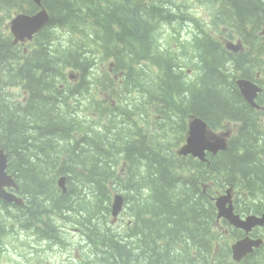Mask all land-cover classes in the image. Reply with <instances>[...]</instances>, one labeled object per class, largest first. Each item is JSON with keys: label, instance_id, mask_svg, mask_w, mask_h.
Segmentation results:
<instances>
[{"label": "trees", "instance_id": "obj_1", "mask_svg": "<svg viewBox=\"0 0 264 264\" xmlns=\"http://www.w3.org/2000/svg\"><path fill=\"white\" fill-rule=\"evenodd\" d=\"M133 1L118 0L127 6ZM138 1L143 7L140 12L126 6L117 11L114 0H42L51 18L37 35L36 47L27 50L14 45L3 27L12 12L32 14L39 7L32 0H0V39L7 43L0 47V149L8 154L9 171L30 204L27 210L15 206L7 209L16 210L15 215L21 219L17 221L24 223L20 229L26 226L38 232L45 226L40 240L48 236L61 242L53 216L66 218L67 223L78 219L91 252H104L99 264L103 259L105 264H231L229 240L240 232L227 221L218 220L217 193L233 188L237 214L264 213V91L258 99L263 110H256L244 101L236 86L240 78H264V43L258 45L255 40L264 28V0H198L210 8L207 17L183 16L191 0ZM93 4L101 7V14L88 11ZM76 20L82 31L67 30L70 35L85 40L101 34L97 46L115 63L114 72L129 71L137 80L133 82L139 89L132 91H155L152 100L158 121L154 127L159 128L155 133L134 125L127 131V145L116 146L103 133L88 130L83 142L86 149L76 143L77 131L84 123L70 115L66 106L52 102L49 95L56 88L54 78L65 53L72 56L69 66L80 69L85 79L94 68L86 58L93 60L95 51L86 50L84 45H77L73 51L55 49L43 34L51 27L57 36L53 26L74 25ZM176 20L192 22L197 30L186 50L189 56L184 58L169 49L167 39L162 37L160 43L159 35L154 36L160 23ZM107 32H113L116 45L105 43ZM150 34L154 51L149 44ZM238 41L249 53L228 50V43ZM16 57L10 68L9 59ZM178 59L188 72L176 65ZM147 63L156 64L157 72L141 85L135 67L143 70ZM190 71L196 72L195 78H189ZM144 72L149 74V69ZM11 89L18 91L14 94ZM89 93L95 97L108 94L111 103L116 100L113 87L104 83L93 85ZM23 98L26 102L21 101ZM98 107L110 112L107 124L124 122L114 114L117 107ZM167 110L174 118L170 125L163 115ZM192 116L206 121L216 133L228 131L231 125L236 127L226 151L209 155V163L177 155ZM105 141H110L108 152ZM136 161L149 168L140 170ZM71 169L78 172L83 188L73 183ZM60 177H66L65 194L57 186ZM118 180L125 186L126 219L121 230L110 223L113 194L119 193L113 185ZM34 224L40 226L35 228ZM11 230L8 225L0 226V246ZM179 242L182 244L178 246ZM193 245L198 247L194 251ZM241 264H264V245Z\"/></svg>", "mask_w": 264, "mask_h": 264}, {"label": "rangeland", "instance_id": "obj_2", "mask_svg": "<svg viewBox=\"0 0 264 264\" xmlns=\"http://www.w3.org/2000/svg\"><path fill=\"white\" fill-rule=\"evenodd\" d=\"M101 2L103 1H108V0H100ZM115 1V5H116V10L118 11L120 8L126 6L129 8L134 7L135 9H137L138 12L143 10L142 5L139 3L138 0H134L131 3V6H127V5H123L120 4L118 2V0H114ZM174 2H180V1H184V0H172ZM42 3V2H41ZM205 2L201 3L198 0H191L189 1V4L187 6V15H183V16H189V17H197V16H201V17H207L210 16V8L204 6ZM83 5H86V2L84 1ZM31 6V5H29ZM92 10H88L91 14L94 15V13H92L91 11H97L98 14H101V7L97 4H93V6L91 7ZM100 9V11H99ZM30 9H28L29 11ZM17 12V11H16ZM15 12V13H16ZM15 13L12 12L11 16L14 17ZM5 15V13L3 14ZM182 20H176V22L174 23H160L159 27H158V32L155 33L154 36L159 35V38L162 39L165 38L168 40L169 44H170V48L173 51H179L182 47H184L186 50L188 47H190V38L193 35V33L196 32V29L193 25L192 22H182ZM154 24V23H153ZM80 26H82L80 24V21L76 20V23L74 25H69V26H64V27H56L53 26L52 28L57 31L60 32L59 36H56L49 28L45 29L43 31L44 36H48L50 40H52V42H58V46L61 49H67L68 51H73L75 49V47L80 44V40H76V39H72V37H67L65 36V34L67 33V31L64 30H69L73 33H77L82 31V29L80 28ZM148 26V25H147ZM9 27V24L6 25V29L5 31H3L4 33H7V29ZM66 28V29H65ZM156 28V27H155ZM154 28V29H155ZM9 31V30H8ZM81 34V33H80ZM150 38H151V43H149L151 45V49L154 51L155 49V42L154 39H152V36L150 34ZM0 42L2 44L7 45L6 42H3L2 39H0ZM33 42L32 40H30L28 43ZM105 43L107 45H116L117 43H115V39H114V35L113 32H107V39L105 40ZM110 43V44H108ZM163 43V42H162ZM58 46L56 44H54L53 48L58 49ZM185 51H181L179 52V56L181 58H183L184 56L187 55ZM16 50L14 49L15 53ZM66 58H62L61 57V61H62V67H60L58 76H56L54 78V85L56 84V91L55 94L59 95L61 100H63L66 103V108L67 110L71 111L70 115H72L75 119H77L79 116L77 114V112L72 108V106L74 105H80L83 108V112L80 114L82 118H86L88 121L89 119L92 121V125L95 128H98L100 124L107 123V117H100L99 113L96 110H100V108L98 107V105H103L104 107H108L109 104L111 103L110 98L108 97V94H103L100 95V97H95V95H90L89 93V89L93 86V83H88L84 86H82L80 88V92L82 94V96H77L76 92L71 93L74 89H79V83H80V73L77 71H73L72 69L68 68V66L70 65L68 63V60L72 57L70 53H65ZM15 59V58H14ZM9 59L8 65H10V68H12L13 63L17 60L16 59ZM86 62L91 66V67H95L96 66V62L93 61L90 58H86ZM176 65L180 66V69L183 70V66L181 64V60H177ZM152 66V67H151ZM151 68H154L156 70V65L154 63L151 64ZM101 75L106 76L107 78L111 79L113 81L114 87L117 86H123V83L118 80V77H114V75L109 72L107 66L105 65L102 68H99ZM13 70V69H12ZM20 71V68L18 69V72ZM151 75L147 74V78L150 79ZM59 78V79H58ZM58 79V80H57ZM133 80L135 82H137L136 79L133 78ZM152 80V79H151ZM154 80H152V84H154ZM64 91V93H61L60 91ZM17 89H11L10 92L16 94L17 93ZM118 91H122L120 92L122 97H123V102L125 103V110H134L135 111V115L140 116L138 117V123L143 124L145 128V130H148L149 128L153 130L152 133H155L159 128L156 129V127H154V125L157 123V119H155L156 117V108L153 107V105L147 101L146 99L141 100L142 101V105L138 106V102L140 100L139 95L135 92V91H131V93L126 92L123 89H119L118 87ZM53 93V92H52ZM16 98H19V96H15ZM104 100V101H103ZM94 105V106H91ZM129 112V111H128ZM165 119L167 120L168 124H172L174 122V118L171 114V110H167L165 113H163ZM71 116V117H72ZM170 117H172L170 119ZM176 118V117H175ZM120 120L116 121V122H112L107 124L106 126V132L103 133V136H105L106 138V133L107 131L110 130H114V134H116V142L115 145L119 146L121 144H127L126 141L128 139V130L130 131L132 129V125L127 124L125 127V130H117L120 125H118L117 123H119ZM91 123V122H89ZM124 123V122H123ZM126 124V123H125ZM137 124V123H135ZM231 128L228 129V131H233L232 126H230ZM110 131V132H112ZM88 133V130H86V134ZM37 137V136H36ZM84 142V141H83ZM109 143L110 141H105V152L109 150ZM80 146H82V149H86L85 148V144H79ZM162 156H164V154H162ZM48 161H51V158H49L48 156L46 157ZM139 166H140V170L143 169L144 167H147L145 163H142L141 161H136ZM114 168H116V165H114ZM130 170V167H128ZM72 170V169H71ZM73 171V183L77 186H79L80 188H83L80 184V182L78 181L77 177H78V172ZM114 190H117L120 194L124 195V189L125 186L123 184V182L121 180H118L114 183L113 185ZM123 190V191H121ZM226 191V190H225ZM223 192V191H220ZM223 195V194H222ZM80 198V197H79ZM94 199V198H92ZM14 213V215H13ZM16 210L11 208V211H8V209L2 208L0 207V224L2 225H8V227H11L12 230L10 231V234L6 235V239L4 241H2V246L1 247V251H0V264H37L40 263L41 261L44 262V264H62L61 260L63 259V264H72L69 261H67L68 258H72V259H76L77 253H75V249L74 248H68L66 249L65 254H63L62 252H59L58 250H52V248L50 247H46L45 243L42 242V240H40V233L35 232V230H29L26 226H23L22 229H20L21 225H23V221H20V223H18L19 221H17V219H20L19 216H15ZM14 216V217H13ZM76 216V215H73ZM126 219V216L123 214L118 220L117 222L119 224L115 223V220L112 218L110 220V223L115 227V229L117 230H121V225L124 224V220ZM21 220V219H20ZM72 222V224H74V227L77 229L78 232H80L78 234L79 238L77 236H66L67 240H77L81 241L82 239H85L84 233H83V229H82V225H79L76 221H78V219L76 218H72L70 220ZM16 224L19 229L22 231H15L14 227L12 225ZM40 224H34V227L37 228L39 227ZM15 231V232H14ZM260 233L264 236V231L263 230H259ZM86 232V231H85ZM14 233V235H13ZM35 235L36 238H32V235ZM61 235V242H55L54 238L51 239V237H49L48 239L44 240L46 243L56 247V248H66L64 245V238L62 233L60 232ZM38 238V239H37ZM82 238V239H81ZM230 239V237H229ZM217 243V242H216ZM182 243L179 242L178 246L181 245ZM195 246V245H193ZM196 248H198L197 246L193 247L191 250H195ZM32 251V252H31ZM2 252V253H1ZM107 257V255H105ZM211 261H213L211 259Z\"/></svg>", "mask_w": 264, "mask_h": 264}, {"label": "water", "instance_id": "obj_3", "mask_svg": "<svg viewBox=\"0 0 264 264\" xmlns=\"http://www.w3.org/2000/svg\"><path fill=\"white\" fill-rule=\"evenodd\" d=\"M34 2L39 4L40 0H34ZM46 20L45 10L39 12V14L34 17L19 15L12 21L11 31L17 41H24L26 38L31 39L33 34L45 24ZM229 48L232 47L229 46ZM237 86L244 99L252 107L259 108L255 101L258 98V94L262 92L261 88L247 80L238 81ZM228 137H230V133L221 135L216 134L208 128V125L202 119L195 118L189 125L187 143L181 148L179 154L183 156H193L205 162L207 160V153L217 155L219 152L227 149ZM6 166L7 156L0 151V196H3V186L10 182L5 173ZM61 186L63 187V183H61ZM121 201L120 197H118L115 202V215L120 210ZM217 209L219 218L226 219L230 225L236 229L244 230L246 233L251 232L257 226L264 227V214L261 216L251 215L245 219L235 214L230 191H227L226 196L217 199ZM260 245L261 241H255L249 238L238 241L232 246L233 258L239 262L247 255L251 254L255 248H259Z\"/></svg>", "mask_w": 264, "mask_h": 264}, {"label": "bare ground", "instance_id": "obj_4", "mask_svg": "<svg viewBox=\"0 0 264 264\" xmlns=\"http://www.w3.org/2000/svg\"><path fill=\"white\" fill-rule=\"evenodd\" d=\"M41 2H42V0H40V3L37 4V6L39 7L38 12H42L43 10H47L46 8H44V7L42 6V3H41ZM42 30H43V29H42ZM42 30H41V31H42ZM53 30H54V29H53ZM41 31H40V32H41ZM38 34H40V33H38ZM44 41H45V40H44ZM51 41H52V40H51ZM0 47H1V42H0ZM231 64H232V63H231ZM243 65H244V64H243ZM57 76H58V75H57ZM55 79H56V78H55ZM58 79H59V78H58ZM58 79H57V80H58ZM128 111H129V110H128ZM229 114H230V113H229ZM251 115H252V114H251ZM238 117H239V116H238ZM125 127H126V124H125V123H122V124L120 125V127H119L117 130H118V131H119V130H120V131H121V130H125ZM93 131H94V130H93ZM110 131H112V130H110ZM110 131H107V133H106V137H107V138H111V140L113 141V140L116 138L117 135L114 134V130H113L112 132H110ZM94 132L97 133V134H102V133L97 132V131H94ZM103 137H105V136H103ZM112 141H111L112 145H113V144L115 145V143H113ZM173 143H174V142H173ZM124 145H127V144H124ZM124 145H123V146H124ZM114 148H115V147H114ZM93 158H94V157H93ZM100 160H101V159H100ZM105 161H106V160H105ZM108 161H109V160H108ZM111 165H112V164H111ZM114 165H116V164L113 163V166H114ZM146 168H149V167H146ZM146 168H143V169H146ZM14 177H15V176H14ZM15 178H16V177H15ZM154 191H155V189H154ZM6 192L9 193V190H6ZM65 193H66V192H65ZM65 193H64V194H65ZM222 194H223V192H220V191H219V192L217 193V195H216V198L221 197ZM143 199H145V198H143ZM149 199H150V198H149ZM13 215H14V213H13ZM15 216H16V215H15ZM66 216H67V215H66ZM13 217H14V216H13ZM150 217H151V216H150ZM18 223H20V222H18ZM154 225H155V224H154ZM8 229H9V228H8ZM28 231H29V230H28ZM14 232H15V231H14ZM8 233H10V232H8ZM149 233H150V231H149ZM257 234H258L259 237H264V236L260 233L259 230H258ZM13 235H14V233H13ZM31 252H32V251H31Z\"/></svg>", "mask_w": 264, "mask_h": 264}, {"label": "flooded vegetation", "instance_id": "obj_5", "mask_svg": "<svg viewBox=\"0 0 264 264\" xmlns=\"http://www.w3.org/2000/svg\"><path fill=\"white\" fill-rule=\"evenodd\" d=\"M243 261H244V260H242L241 262L237 263V261L235 262V261H233V260L230 258V261H229V262H231V264H241Z\"/></svg>", "mask_w": 264, "mask_h": 264}]
</instances>
